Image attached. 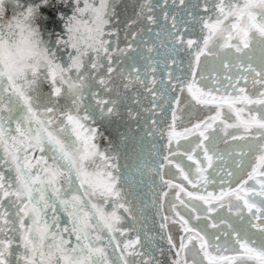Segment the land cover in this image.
<instances>
[{
	"label": "snow or ice",
	"instance_id": "snow-or-ice-1",
	"mask_svg": "<svg viewBox=\"0 0 264 264\" xmlns=\"http://www.w3.org/2000/svg\"><path fill=\"white\" fill-rule=\"evenodd\" d=\"M60 3L45 33L51 0H0V264H264V0H144L123 22L113 0ZM129 103L141 143L159 135L133 163L99 127ZM195 111L214 114L177 130ZM145 176L159 242L127 223Z\"/></svg>",
	"mask_w": 264,
	"mask_h": 264
},
{
	"label": "water",
	"instance_id": "water-1",
	"mask_svg": "<svg viewBox=\"0 0 264 264\" xmlns=\"http://www.w3.org/2000/svg\"><path fill=\"white\" fill-rule=\"evenodd\" d=\"M144 0H113V3L117 7V11L120 14V19L123 22L128 17L132 16L133 12L138 9L139 5L143 3ZM164 0H151L153 5L163 4ZM191 3H195L196 0H190ZM71 3V0H69ZM168 3L171 4L172 0H168ZM51 4L53 7H45L41 10V14L38 17L37 23L42 31L47 33L48 31L59 32L63 25L62 22L58 19L59 14L61 12L70 15V8L66 7L64 4L60 3V0H51ZM159 13V9H156ZM155 31V29H154ZM198 31V30H197ZM123 24L121 23V41H123ZM121 47H124V43H121ZM44 90H48V86L44 85ZM143 103H147V101H143ZM128 108H133L136 111L143 112L142 108H137L135 103H129L125 107L122 108V115L124 116L123 121H117L116 123L108 124L104 123L100 125V131L103 137H109L112 139H116V132L127 133L128 141L125 146H122V150L126 149L127 158L129 163L135 162L138 158H141L146 155V147H150V144L147 143L148 140H156L159 141V135L152 138H145L144 143H141V137L144 136V132L141 131L143 127V121H140V127L137 126V122L130 121L127 116ZM101 150L107 146V141L103 138H98L97 140ZM162 159V157H161ZM123 162V161H122ZM164 172V170H163ZM166 179H170L165 177ZM150 178L145 176L144 183L137 185V191L139 195L136 199L138 202L135 206L136 220L127 221L128 224L135 223V232H139L141 234V238L143 239L144 232L149 233V237L153 234H156V242H159V218L156 216V208L152 204L153 198L157 199L159 196V189L162 187V182L159 177H154L156 188L155 190L149 187ZM172 180V179H171ZM174 183H178L173 180ZM165 213L162 212L161 215ZM135 232L132 235H135ZM165 250L167 249V245H164Z\"/></svg>",
	"mask_w": 264,
	"mask_h": 264
},
{
	"label": "rangeland",
	"instance_id": "rangeland-1",
	"mask_svg": "<svg viewBox=\"0 0 264 264\" xmlns=\"http://www.w3.org/2000/svg\"><path fill=\"white\" fill-rule=\"evenodd\" d=\"M212 114H214V111H213V112H208V111H195V112L193 113V118H192L191 120H185V121H189V124H188V125L184 124L182 127H183V128H185V127H190L191 124H194V123L197 122V119H204L206 116H208V115H212ZM185 121H184V122H185ZM177 125H181V123L178 121V124H177ZM182 143H183V142H182ZM220 147L223 148L224 145L221 144ZM184 159H185V160H184ZM183 163H184L185 165H188V164H190L191 162L188 161L186 158H183ZM194 167H195V166H193V170H194ZM164 171H165V169H164ZM209 172H211V169H209ZM164 173H165V177H167V178L171 177V178L176 179V180H182V181H184V180L179 176V174L172 175V173H176V169H174V167H171V166H167V165H166V171H165ZM245 178H246V177H245ZM186 182H187V181H184L185 184H186ZM250 183H253V182L250 181ZM189 185H190V184H189ZM190 186H191V185H190ZM232 186L235 187V186H236L235 183H233ZM191 188H192V187H191ZM169 191H170V199L174 201V200H175V193H176L177 189H176V188H173V189H171V190H169ZM200 191H201V194H206V195H207L208 192H215V193L219 194V192H220L219 181L217 180L216 185H213V184H211V183L208 184L206 190H205L204 188H201ZM205 191H206V192H205ZM181 195H183V194L181 193ZM176 203L178 204L179 202L176 201ZM165 210L167 211V213H168L170 216L172 215L171 212H170V210H169V205H168L167 203H166V205H165ZM181 211H183V209H181ZM223 214H224V215H227V210H226V209L224 210Z\"/></svg>",
	"mask_w": 264,
	"mask_h": 264
},
{
	"label": "crops",
	"instance_id": "crops-1",
	"mask_svg": "<svg viewBox=\"0 0 264 264\" xmlns=\"http://www.w3.org/2000/svg\"><path fill=\"white\" fill-rule=\"evenodd\" d=\"M177 124H178V122H177ZM184 124H186V125H188L189 124V121H185L183 124H181V125H178V127H177V130H180V131H182L183 130V125ZM193 139H195V138H193ZM203 157H202V154H201V159H202ZM185 160V159H184ZM175 169V168H174ZM178 181H180V182H183L184 183V181H182V180H178ZM185 184V183H184ZM186 184L187 185H189L187 182H186ZM206 192V191H205Z\"/></svg>",
	"mask_w": 264,
	"mask_h": 264
},
{
	"label": "flooded vegetation",
	"instance_id": "flooded-vegetation-1",
	"mask_svg": "<svg viewBox=\"0 0 264 264\" xmlns=\"http://www.w3.org/2000/svg\"><path fill=\"white\" fill-rule=\"evenodd\" d=\"M165 171H166V167H165ZM165 171H164V172H165ZM164 175H165V173H164ZM169 178H171V177H169ZM174 180L177 181V182H179V183H181V184H183V185L186 187L187 190H191V191L193 190V189L191 188L190 185L184 184L183 182H180V181H178V180H176V179H174ZM177 191H179V189H177ZM177 191H176V192H177ZM182 194H183V193H182Z\"/></svg>",
	"mask_w": 264,
	"mask_h": 264
}]
</instances>
